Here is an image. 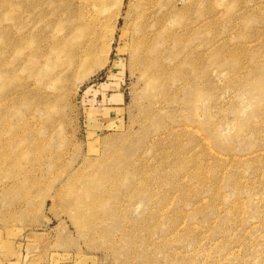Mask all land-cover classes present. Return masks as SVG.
I'll list each match as a JSON object with an SVG mask.
<instances>
[{
  "label": "rangeland",
  "instance_id": "rangeland-1",
  "mask_svg": "<svg viewBox=\"0 0 264 264\" xmlns=\"http://www.w3.org/2000/svg\"><path fill=\"white\" fill-rule=\"evenodd\" d=\"M143 1L0 0V264H264V0Z\"/></svg>",
  "mask_w": 264,
  "mask_h": 264
},
{
  "label": "bare ground",
  "instance_id": "bare-ground-1",
  "mask_svg": "<svg viewBox=\"0 0 264 264\" xmlns=\"http://www.w3.org/2000/svg\"><path fill=\"white\" fill-rule=\"evenodd\" d=\"M149 3V5H148ZM154 3L153 0H144L142 2V9H141V19L138 22V37H137V43L144 46L147 42V38H148V28H149V24L151 21H149V19L151 18V4ZM137 34V33H136ZM87 49H83L81 50L79 53L77 52L76 54H73V56L75 57V60L83 62V61H90L91 57H92V52H86ZM83 51H85L86 53H84ZM73 58V57H72ZM92 60V59H91Z\"/></svg>",
  "mask_w": 264,
  "mask_h": 264
}]
</instances>
